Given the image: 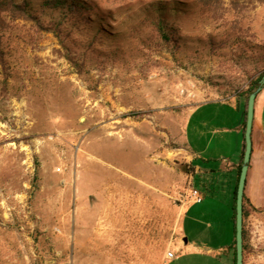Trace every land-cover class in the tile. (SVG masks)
Instances as JSON below:
<instances>
[{"label":"rangeland","instance_id":"1","mask_svg":"<svg viewBox=\"0 0 264 264\" xmlns=\"http://www.w3.org/2000/svg\"><path fill=\"white\" fill-rule=\"evenodd\" d=\"M84 1L103 32L0 31V264H223L185 123L264 73V3ZM248 210L244 264H264V213ZM183 234L216 256L180 254Z\"/></svg>","mask_w":264,"mask_h":264},{"label":"crops","instance_id":"2","mask_svg":"<svg viewBox=\"0 0 264 264\" xmlns=\"http://www.w3.org/2000/svg\"><path fill=\"white\" fill-rule=\"evenodd\" d=\"M247 101L244 92L227 98L205 100L190 110L185 123L188 133L187 136L184 133V139L193 157L195 174L203 176L206 189L211 199L216 200L215 205L222 215L226 242L218 251L224 256L223 264H234L233 199L245 150ZM251 139L245 203L247 209L264 213V84L256 95ZM201 202L192 200L188 204ZM210 213L213 216L216 214L211 210ZM184 238L183 234L181 242L174 243V248L180 254L187 255L195 251V255L204 263L208 261V256L213 258L215 255L212 247L205 250L190 241L186 242ZM169 261L171 258L167 256L163 262L180 264L178 260ZM185 263L187 260L181 262Z\"/></svg>","mask_w":264,"mask_h":264},{"label":"trees","instance_id":"3","mask_svg":"<svg viewBox=\"0 0 264 264\" xmlns=\"http://www.w3.org/2000/svg\"><path fill=\"white\" fill-rule=\"evenodd\" d=\"M218 1L219 0H199L205 11H216L218 9ZM260 1L264 3V0ZM94 16V7L84 0H0V31L2 32L11 28L10 21L28 20L36 24L38 31L54 30L56 33H59L61 30L63 31V24L68 22L74 26V28L76 26H78L79 29H81V27L88 28L91 29V32L96 29L97 34H99L104 31V28L101 27L100 24L93 26L96 22L93 18ZM45 17L50 18V22L47 24H44ZM157 28L162 34L166 35L165 26L161 20H158ZM90 31H87V33ZM94 37H96V31L94 32ZM262 78H264V73L253 81L247 91H244L247 98L249 94L260 85V80ZM236 192L237 186L233 199L234 221L236 216ZM248 211L244 197V218L248 214ZM234 231L236 232L235 226ZM234 264H236V241H234Z\"/></svg>","mask_w":264,"mask_h":264},{"label":"water","instance_id":"4","mask_svg":"<svg viewBox=\"0 0 264 264\" xmlns=\"http://www.w3.org/2000/svg\"><path fill=\"white\" fill-rule=\"evenodd\" d=\"M264 84V78L260 80V85L249 94L247 101L246 126H245V150L243 163L238 180L236 192V216H235V241H236V264H244V190L250 155L252 150L251 132L254 119V106L256 95ZM187 242L188 239L185 237Z\"/></svg>","mask_w":264,"mask_h":264},{"label":"built area","instance_id":"5","mask_svg":"<svg viewBox=\"0 0 264 264\" xmlns=\"http://www.w3.org/2000/svg\"><path fill=\"white\" fill-rule=\"evenodd\" d=\"M192 197H193V199H194L195 202H201L202 201V197L200 195V192L196 188H193L192 189ZM167 256L169 258H173L175 255H174L173 252H168Z\"/></svg>","mask_w":264,"mask_h":264}]
</instances>
